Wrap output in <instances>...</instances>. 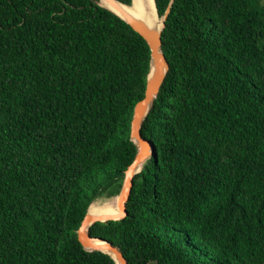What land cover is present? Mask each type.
Here are the masks:
<instances>
[{
  "label": "trees",
  "instance_id": "trees-1",
  "mask_svg": "<svg viewBox=\"0 0 264 264\" xmlns=\"http://www.w3.org/2000/svg\"><path fill=\"white\" fill-rule=\"evenodd\" d=\"M97 1L0 0V264H116L77 230L137 154L150 50ZM161 40L152 156L89 233L128 264H264V2L173 0Z\"/></svg>",
  "mask_w": 264,
  "mask_h": 264
},
{
  "label": "water",
  "instance_id": "water-1",
  "mask_svg": "<svg viewBox=\"0 0 264 264\" xmlns=\"http://www.w3.org/2000/svg\"><path fill=\"white\" fill-rule=\"evenodd\" d=\"M101 2L105 5H102ZM172 2L173 0L170 1L161 18L162 24L160 29L150 26L145 19L134 15L129 10L133 8V1H131L130 5L122 4L118 0H98L96 2L98 5L115 14L131 26L133 30L139 33L148 44L150 50L149 73L146 80L144 97L134 106L130 126V139L135 143L138 150L133 162L124 171V179L116 201L118 211L114 214H91L89 212L91 203L77 230V239L85 250L104 252L110 255L116 264H128V262L118 247L107 240L92 236L89 233V228L97 222L116 221L123 219L127 215L126 203L134 185V177L141 171L145 162L152 156V143L142 137L140 130L142 122L151 109L169 70L168 61L161 49V34L165 26V20L170 12ZM156 15L160 18L157 12Z\"/></svg>",
  "mask_w": 264,
  "mask_h": 264
},
{
  "label": "bare ground",
  "instance_id": "bare-ground-1",
  "mask_svg": "<svg viewBox=\"0 0 264 264\" xmlns=\"http://www.w3.org/2000/svg\"><path fill=\"white\" fill-rule=\"evenodd\" d=\"M132 1H133V8L129 10L134 15L145 19L146 22L152 27L159 29L161 28L162 20L160 22L159 21L160 18H158L156 15V11H155L156 8L153 0H132ZM101 4L105 5L103 2H101ZM116 201L117 199H115V202L100 208H91L89 212L91 214L117 213L118 209L116 207Z\"/></svg>",
  "mask_w": 264,
  "mask_h": 264
},
{
  "label": "rangeland",
  "instance_id": "rangeland-1",
  "mask_svg": "<svg viewBox=\"0 0 264 264\" xmlns=\"http://www.w3.org/2000/svg\"><path fill=\"white\" fill-rule=\"evenodd\" d=\"M263 2H264V0H263ZM155 11H156V10H155ZM119 192H120V191H119ZM118 194H119V193H118ZM118 194L115 195V196L109 197V198L103 197V198H99V199H97V200H98L99 202H103L104 200L117 199ZM113 202H115V200H114ZM113 202H112V203H113Z\"/></svg>",
  "mask_w": 264,
  "mask_h": 264
}]
</instances>
